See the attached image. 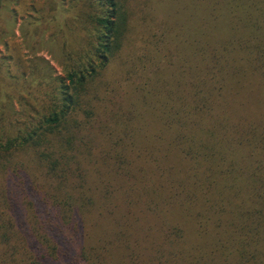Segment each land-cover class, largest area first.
I'll use <instances>...</instances> for the list:
<instances>
[{"label": "trees", "instance_id": "1", "mask_svg": "<svg viewBox=\"0 0 264 264\" xmlns=\"http://www.w3.org/2000/svg\"><path fill=\"white\" fill-rule=\"evenodd\" d=\"M63 1L0 25V264H264V0Z\"/></svg>", "mask_w": 264, "mask_h": 264}, {"label": "rangeland", "instance_id": "2", "mask_svg": "<svg viewBox=\"0 0 264 264\" xmlns=\"http://www.w3.org/2000/svg\"><path fill=\"white\" fill-rule=\"evenodd\" d=\"M23 1V0H22ZM27 2H30L28 4V7L25 6L22 8L21 3L19 4H15V3H9L6 4L4 8V10L2 11V15L0 17L1 22L0 25L4 24L5 22L8 21V17L10 15L9 12V8L12 7V9L16 8L17 11V15H16V19L14 22V26L13 23L11 25L12 31L15 35H13L14 40L17 42H23L22 38L20 36V32H19V25L22 21V19L24 18L25 14H31V15H36V12H40L43 10V8L46 5V2L50 1V0H26ZM69 1L70 0H64L63 4L61 5V3L59 4L60 6H63L65 9H67L69 7ZM176 0H164V1H160V6H158V10H161L162 13L164 11H169L172 15V17L170 19L167 20V22L170 25V28L176 29V36H180L179 39L182 41V36L183 34L180 33L179 29H177V24H178V18L179 19H184V15L182 11L175 12L177 9V4H176ZM33 8V10H31ZM157 10V11H158ZM166 18H167V12H166ZM11 24V23H10ZM185 27L188 29V33L189 35H191V37H186L183 39V43L180 45L183 49H187L188 52L190 54H193L195 49L199 46L200 41H206L208 39H211L212 37L214 38V36H216L218 34V30L223 33L221 31L224 30L222 24H220V20L217 19L215 16L211 15V12L207 9L201 10L200 12H198L194 17L191 18L190 21H187L185 23ZM217 30H216V29ZM7 39H12V35L6 36ZM46 38V35H45ZM4 39V38H3ZM178 43H179V39L178 37H176ZM3 41L0 42V55L3 56L4 54V50H3ZM179 46V47H180ZM22 51L23 53L27 54L28 57H32L34 56V54L29 51L25 46H22ZM36 55L39 57H43L47 60L50 61L51 65L53 66L55 72L57 74L60 73V66L57 64L56 60L54 59V57L51 55V53L46 49V48H42L40 50H38L36 52ZM195 55V54H194ZM193 55V56H194ZM169 73H166L165 76H169ZM241 88H246V90L243 91V93L246 92V98L249 97L248 102L251 104V113L255 114L256 112L261 114V111H264V88L263 89H259L258 87H256L255 85H244L241 84L240 85V89ZM158 208V207H157ZM157 211V210H156ZM151 216H145L142 219L137 220V225H136V229H137V237H140V231L142 226L144 225V227H146L147 225L150 224V220L148 218H150ZM159 237V233H155L149 241L152 240H156ZM118 246H114L113 250L111 251V253L108 255V264H128L129 260L126 258H124L122 251L118 250L117 248ZM141 253V252H140ZM136 261H142L143 259H139L138 256H136L135 258ZM162 264V263H161Z\"/></svg>", "mask_w": 264, "mask_h": 264}]
</instances>
